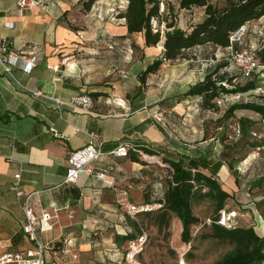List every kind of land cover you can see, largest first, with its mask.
<instances>
[{
	"label": "crops",
	"instance_id": "obj_1",
	"mask_svg": "<svg viewBox=\"0 0 264 264\" xmlns=\"http://www.w3.org/2000/svg\"><path fill=\"white\" fill-rule=\"evenodd\" d=\"M125 4L95 0L84 11L80 0H47L24 8L16 0H0V36L8 50L34 51L37 57L29 71L13 67L8 74L0 64V254L35 245L22 229L25 196L35 192L28 200L34 213L50 216L49 228L35 229L45 245L44 264H125L127 244L142 230L137 217L144 214L132 216L117 205L113 187L126 188L139 206L151 204L146 202L161 183L145 174L150 163L128 157L130 164H137L130 166L125 157L112 153L122 144L174 161L194 158L201 172L225 181L229 193L237 189L218 151L211 152L209 138L203 139L210 118L220 117L228 101L211 111L200 108L199 96L175 100L203 79L210 62L164 61L140 85L137 74L160 54L162 48L156 46L162 47V40L146 47L141 33H128L117 15ZM258 22L264 16L244 25L250 32L264 33V27L254 25ZM199 47L192 48V55ZM85 94L92 99L88 110L68 103L72 96ZM254 115L252 133L264 136V119ZM88 133L96 135L102 156L74 183L64 184L67 156L87 142ZM98 172L104 176L96 178ZM16 174L23 195L10 188ZM150 181L151 195L144 198ZM168 222L177 248L181 223L173 214Z\"/></svg>",
	"mask_w": 264,
	"mask_h": 264
},
{
	"label": "trees",
	"instance_id": "obj_2",
	"mask_svg": "<svg viewBox=\"0 0 264 264\" xmlns=\"http://www.w3.org/2000/svg\"><path fill=\"white\" fill-rule=\"evenodd\" d=\"M95 0H80L81 9L88 11ZM125 8L120 12L124 26L128 33H141L144 46H156L162 40V50L146 67L138 74L140 85H144L146 77L156 72L164 61L174 62L180 59H190L193 47L210 45L214 50L227 49L229 36L245 23L259 19L264 16V0H222L220 3H212L209 0H178V9L193 10L202 8L201 20L195 22L188 28H181L171 17L170 7L160 11V0H125ZM163 25V28H161ZM76 30L77 27L70 26ZM234 43L233 46H236ZM228 50V49H227ZM258 61L264 64V41H260L255 49ZM215 55V54H214ZM222 59V58H220ZM228 61H221L211 65L203 79L192 85L175 100L180 101L188 96L200 97V108L202 110H219V106L213 100L216 97L224 98L232 94H242L258 88L257 74L248 79L241 78L238 72H229ZM243 80V82H240ZM256 101L233 102L227 104L220 117L212 119L213 123L227 120L236 114L237 110H245L258 115L259 120L264 119V91L258 94ZM253 128L256 122L252 117L238 116V131L243 135L247 132L246 123ZM210 123V122H209ZM209 127V124H208ZM254 131V129H252ZM204 138H207L204 132ZM225 139V138H224ZM234 139V138H233ZM225 140H223L224 142ZM146 154L153 155L154 152L144 150ZM225 155V154H224ZM223 156V155H222ZM132 161H139L138 155L129 153ZM222 159L234 178L236 188L241 186L239 176L233 171L232 158L227 161ZM164 163L169 165L165 187L161 186L155 197L146 203L159 204L155 212V218L159 228L166 227L170 215H175L181 223L180 240L185 243L191 242V227L199 224L200 218L194 213L193 206L203 199H209L213 203L215 213L209 217L210 231L206 237L218 241H226L232 244V248L222 254L213 264H262L264 263V235H259L252 225L241 223L239 218L227 228L219 224V212L236 211L235 208H225L227 200L232 199V193L224 190L213 172L205 174L198 167L194 158L180 157L174 161L163 158ZM255 165L257 162H255ZM250 180L257 182L264 179V167L258 168ZM153 210L141 211L148 215ZM140 227L143 228L140 223ZM142 233L141 229L137 230ZM137 232V233H138Z\"/></svg>",
	"mask_w": 264,
	"mask_h": 264
},
{
	"label": "rangeland",
	"instance_id": "obj_3",
	"mask_svg": "<svg viewBox=\"0 0 264 264\" xmlns=\"http://www.w3.org/2000/svg\"><path fill=\"white\" fill-rule=\"evenodd\" d=\"M209 1L212 3H220L222 0ZM163 3L165 6L170 7L171 17L174 18L173 20L181 28H188L195 22L201 20L203 16L199 8L193 10L178 9V0H160V11H163V9L166 10ZM254 25L262 28L264 27V22H258ZM161 28H163V25H161ZM248 28H250L249 25L246 26L245 35L241 42L236 45L238 48L251 44L257 47L260 41H264V36H262L264 33H253L250 32ZM262 30H264V28H262ZM255 34L257 37L253 39ZM196 49V55L191 56L193 60L199 59V62H204L206 61L204 59H208L207 62H211V65L216 64L218 60L219 62L227 60L228 50L220 53L221 51L214 50L208 44L202 45ZM190 52H193L192 49ZM214 54L217 55L215 56ZM227 68L229 72H237V70L233 69L230 65H227ZM257 80L258 88L256 90L242 94H232L230 95L228 104L233 102L256 101L258 99V94L264 91V76H258ZM240 82H243V80H240ZM236 112L237 113L233 117L219 122L220 129L217 128L218 124L213 123V120L210 118L209 127L205 133L210 140L211 152L214 153L218 151L217 154L221 158L226 155V157H224L225 161L232 158V169L239 176L241 186H238L234 191L231 190L232 199L227 200L225 205L227 209H236V211H234L235 213L231 215V218L233 217L232 221L235 223L236 220L234 219L239 218L241 223L254 226V230L257 234L264 235V233H262V230H264V179L258 180L257 182L250 181L255 172L259 171L258 168L262 169V167H264V136L252 133L253 130L249 128V124L246 123V121L245 123L248 127L247 132L242 135L239 130L238 133H236L235 129L239 127L237 123L238 116H251L252 118L255 116L253 112L245 110H237ZM214 139H217L220 147L216 146L217 142H214ZM223 140L225 141L223 142ZM213 142L215 144L214 148L213 145H211ZM145 158L138 155L139 161H137V163H145ZM124 159L129 163L128 157ZM254 161L257 162L256 165ZM150 164L151 165L144 171L145 174L150 180L155 179L156 181H160L161 186L165 187L168 170L156 162ZM129 165L137 166V164L130 163ZM130 168V170H133L132 167ZM228 171L231 174V170L228 169ZM219 183L224 190H228L225 181H219ZM151 189L150 181L148 186L143 189L144 198L151 195ZM193 210L200 218V222L204 221L205 224L201 226H199V224L192 226L193 239L191 242L185 243L179 239L177 248L172 245V226L169 222L166 227H158L155 218L157 209L149 212L148 215L137 217V220L142 224V231L146 235V243L140 254V259L143 258L142 261L146 264H213L222 254L230 250L232 248L231 243L206 237L210 231V225L207 219L213 217L215 213L213 203L205 198L195 203Z\"/></svg>",
	"mask_w": 264,
	"mask_h": 264
},
{
	"label": "built area",
	"instance_id": "obj_4",
	"mask_svg": "<svg viewBox=\"0 0 264 264\" xmlns=\"http://www.w3.org/2000/svg\"><path fill=\"white\" fill-rule=\"evenodd\" d=\"M47 0H16V5L19 8H24L32 3H43ZM123 20V19H122ZM10 26V24L8 25ZM246 26L242 25L235 32L229 36V46L227 61L233 69H236L240 74L241 78L248 79L252 75L257 74V76H264V64H261L255 54V49L252 44L244 46L241 48H235L234 43H240L245 35ZM77 35L82 37V34L78 31ZM37 57L34 51L30 52H14L7 48V43L3 37L0 36V64L3 70L11 74L13 67H18L21 70L29 71L36 65ZM211 64V62H210ZM34 94H39L38 91H34ZM56 104L62 103L59 99H53ZM230 96H225L224 98L216 97L214 102L218 105L223 104L225 101H229ZM69 104L76 105L83 110H88L92 106V99L89 95H75L72 96ZM158 119V118H157ZM238 133V129H235ZM112 153L116 156L127 157L129 153H135L145 158L147 163L156 162L160 166L169 168L167 163H164L163 158L156 155L145 154L139 148H136L129 144H122L118 146ZM102 156L100 150L99 142L96 135L92 133L87 134V142L78 149L69 152L66 162V172L63 179L64 184L74 183L79 175L83 172L88 171V167L91 163L96 161ZM18 174L14 175V179L10 184V188L15 190L17 195H23V192L18 189ZM96 178L104 176L103 172H98L95 174ZM114 201L117 205L123 206L129 215H136V213L141 211L152 210L153 208H158L159 204H144L136 205L131 202L129 192L126 188L120 186L113 187ZM33 193L25 196L22 209L24 215V224L22 226L23 231L29 236L31 240L35 241V245L31 248L26 249L24 252H5L0 254V264H44L43 251L45 245L41 243L35 235L36 225L41 229L49 228L48 219L49 215L47 213H42L37 216L31 205L28 203L29 197ZM235 212H226L221 210L219 212L218 223L230 228L234 222L232 221L231 215ZM209 222L210 219H207ZM146 243V235L144 232L138 234L136 237L131 239L124 252V262L125 264H146L138 260L137 256L142 252Z\"/></svg>",
	"mask_w": 264,
	"mask_h": 264
},
{
	"label": "bare ground",
	"instance_id": "obj_5",
	"mask_svg": "<svg viewBox=\"0 0 264 264\" xmlns=\"http://www.w3.org/2000/svg\"><path fill=\"white\" fill-rule=\"evenodd\" d=\"M157 47V46H156ZM162 47L161 46H159V47H157V49H161Z\"/></svg>",
	"mask_w": 264,
	"mask_h": 264
}]
</instances>
